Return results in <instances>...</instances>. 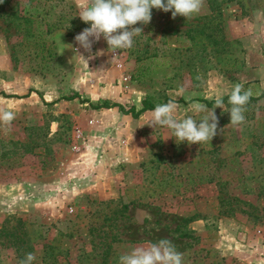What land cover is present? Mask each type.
Returning <instances> with one entry per match:
<instances>
[{"label": "rangeland", "instance_id": "obj_1", "mask_svg": "<svg viewBox=\"0 0 264 264\" xmlns=\"http://www.w3.org/2000/svg\"><path fill=\"white\" fill-rule=\"evenodd\" d=\"M80 11V0L0 3V108L16 117L0 124V264L29 252L33 264H119L161 238L183 264H264V0H205L189 21L152 9L115 53L103 38L79 48ZM236 83L254 93L245 123L229 125L227 98L201 145L150 127L152 111L89 107L180 99L176 118L200 120L190 105ZM74 93L86 103L60 99Z\"/></svg>", "mask_w": 264, "mask_h": 264}, {"label": "clouds", "instance_id": "obj_2", "mask_svg": "<svg viewBox=\"0 0 264 264\" xmlns=\"http://www.w3.org/2000/svg\"><path fill=\"white\" fill-rule=\"evenodd\" d=\"M3 3V0H0ZM205 0H80L81 11L79 18L90 27L85 28L75 37L79 48L91 52L94 42L103 38L108 50L115 53L121 49H131L134 37L142 34L143 29L135 27L137 24L148 25L152 19V9L171 12L172 18L184 17L186 21L194 19L204 7ZM70 49L81 59L79 48ZM102 52L97 55H102ZM92 58V57H89ZM87 62V61H86ZM183 89L176 95H180ZM251 88L245 89L243 83H236L227 93L228 104L231 106V126H240L245 123V112L252 96ZM224 93L215 98V106L209 110L207 105L193 103L189 110L195 114L207 112L200 120L187 116L177 119L176 114L182 108L176 99H169L165 103L157 104L152 111V119L148 124L154 129L162 127L170 130L169 138H174L176 143L187 142L189 145L210 143L217 135L218 118L215 109L224 110ZM15 113L0 108V124L10 127L15 119ZM223 132V129H220ZM168 139V138H167ZM36 257L27 253L18 264H33ZM119 264H183V253L177 251L176 245L167 238H161L147 246L131 249L119 257Z\"/></svg>", "mask_w": 264, "mask_h": 264}, {"label": "trees", "instance_id": "obj_3", "mask_svg": "<svg viewBox=\"0 0 264 264\" xmlns=\"http://www.w3.org/2000/svg\"><path fill=\"white\" fill-rule=\"evenodd\" d=\"M264 97V95H258L254 98H262ZM228 98V96H224L223 99L224 101ZM61 100H64V101H72L74 99H77L80 103H86L85 100L83 99H80V96L77 95L76 93L74 94H71L69 96H66V97H62L60 98ZM169 99L167 98H164L162 103H165L167 102ZM195 99H191V100H188L187 102H192L194 101ZM178 103L179 102H182L180 99L177 100ZM200 102H202L203 104L207 105V107H212L213 105H215V100H210V101H206V100H199ZM55 101H53L54 103ZM89 107H91L92 109L94 110H98V109H110V108H118V110L122 113V114H129L132 118H136L138 115H140L141 113L143 112H146V111H153V109L155 108V106L153 105V103L148 100V99H143L141 100L140 102V108L138 110H135L134 107H130L128 110H124L121 106L117 105V104H114V103H106V102H102L100 104H91L89 103Z\"/></svg>", "mask_w": 264, "mask_h": 264}]
</instances>
